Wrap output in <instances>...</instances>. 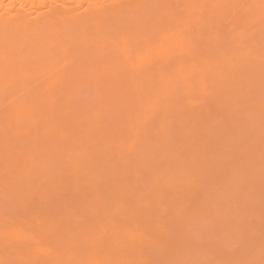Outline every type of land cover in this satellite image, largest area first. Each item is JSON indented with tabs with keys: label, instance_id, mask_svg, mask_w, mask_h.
<instances>
[{
	"label": "bare ground",
	"instance_id": "6f19581e",
	"mask_svg": "<svg viewBox=\"0 0 264 264\" xmlns=\"http://www.w3.org/2000/svg\"><path fill=\"white\" fill-rule=\"evenodd\" d=\"M0 264H264V0H0Z\"/></svg>",
	"mask_w": 264,
	"mask_h": 264
}]
</instances>
